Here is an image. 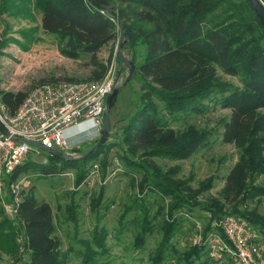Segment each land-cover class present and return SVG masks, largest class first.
<instances>
[{"label":"rangeland","instance_id":"obj_1","mask_svg":"<svg viewBox=\"0 0 264 264\" xmlns=\"http://www.w3.org/2000/svg\"><path fill=\"white\" fill-rule=\"evenodd\" d=\"M19 1H14L19 7L13 11L0 12L1 90L26 92L42 83L100 79L107 74H113L114 88L121 87L112 99L110 128L99 155L83 164L80 160L96 144L102 129L93 139L61 151L75 157L67 160L75 161L76 165L61 170L66 158L56 155L52 159L49 152L43 151L30 156L31 160L43 164L42 170L30 166L22 173L26 177V191L33 187L39 200L50 203L55 234L60 239L61 250L69 253V264H151V256L170 225L172 231L167 234L171 232L174 249L167 248L165 264H185V255L193 252L195 246L202 249L199 259H194L192 264H212L204 246L196 243V237L209 231L217 218L244 212L251 218L264 219V194L253 190V187L264 186V172L247 173L242 189L227 181V175L247 151L255 166L264 164V108L258 111L260 130L243 147L223 142V120L229 117L230 109L214 98L204 100L203 113H180L171 123L178 143L190 134L204 131L208 135V140L189 157L174 158L158 153L159 148L152 151L151 147L131 146L123 140L122 128L134 113L144 93V83L149 80L138 69L144 47L137 44L131 49L125 45L121 41L123 29L115 19L116 36L99 50L95 62L85 52L78 58L68 57L62 51L65 42L43 32L41 13L34 0H27L26 9ZM10 6L11 3L8 8ZM232 8L247 16L251 13L244 0H229L215 9L210 18L224 19L232 13ZM28 29L31 30L26 32L29 36L24 33ZM124 59L134 64L127 82L130 64ZM215 70V80L241 86L238 77L224 73L217 66ZM153 99L159 101L156 97ZM126 155L130 156L127 160ZM49 166L58 168L57 172L44 175L42 171ZM81 169L85 177L77 184ZM213 214L216 217L211 219ZM7 217L0 205V221ZM14 227L16 251L9 254L0 249V264L28 261L23 230L18 224ZM95 228L106 229L107 251L95 261L87 262L70 248L80 249L78 240H90ZM258 229L262 240L257 243H261L264 232Z\"/></svg>","mask_w":264,"mask_h":264},{"label":"trees","instance_id":"obj_2","mask_svg":"<svg viewBox=\"0 0 264 264\" xmlns=\"http://www.w3.org/2000/svg\"><path fill=\"white\" fill-rule=\"evenodd\" d=\"M14 1L18 0H0V12L18 8ZM228 1L34 0V5L41 13L43 32L54 34L65 42L62 51L66 56L78 58L85 52L91 55L93 62L99 50L116 36V19L123 27L121 41L131 49L137 44L144 47L138 69L149 78L144 83V93L134 113L122 128L123 140L131 146L151 147L152 151L159 148L158 153L170 157L187 158L208 140V135L204 131L190 134L178 143L171 123L180 113H203L205 99L214 98L230 109L229 117L223 120V142L243 147L261 127L258 111L264 108V29L248 0L244 2L250 9L249 16L232 8V13L224 19H211L210 14ZM8 3H11L10 8ZM18 3L24 9L28 5L27 0ZM215 66L238 77L241 86L215 80ZM24 97L25 92L20 90H2V101L11 112ZM103 149L104 144L81 158L82 164L99 155ZM48 152L50 158L57 157ZM249 154L247 151L227 175L228 183L238 189L243 188L242 182L250 171L264 172V164L255 166L257 164ZM125 158L127 160L130 156ZM28 160L19 165L9 178L17 177L30 166L42 170L43 164L31 158ZM74 165L75 161L64 159L61 170ZM57 170L49 166L42 172L49 175ZM78 173L77 184L85 177L84 170ZM152 179L158 184L156 178ZM166 189L171 188L166 186ZM253 190L264 194V186L253 187ZM173 191L180 196L176 188ZM239 216L246 218L259 233L258 228L264 232V219L251 218L244 212ZM214 217L213 214L211 219ZM16 223L23 230V245L28 253L26 264H69V253L61 250L60 239L55 234L52 207L49 202L38 199L33 187L24 193L18 215L0 221V249L9 254L17 247ZM165 230L160 246L151 256V264H165L167 250L174 249L171 247V232L167 234L172 231L171 225ZM106 235V229L95 228L90 240H78L80 249L70 250L84 261L93 262L107 251ZM201 249V246H195L193 252H187L185 264L199 259Z\"/></svg>","mask_w":264,"mask_h":264},{"label":"built area","instance_id":"obj_3","mask_svg":"<svg viewBox=\"0 0 264 264\" xmlns=\"http://www.w3.org/2000/svg\"><path fill=\"white\" fill-rule=\"evenodd\" d=\"M114 83L113 74H107L100 79L38 84L25 92L14 112L2 101L0 88V205L6 215H18L27 187L25 176L9 175L32 155L78 146L82 141L73 139L78 132L92 131L83 141L99 135ZM260 240L257 229L239 215L223 216L196 237L212 264H264V240L257 243Z\"/></svg>","mask_w":264,"mask_h":264},{"label":"water","instance_id":"obj_4","mask_svg":"<svg viewBox=\"0 0 264 264\" xmlns=\"http://www.w3.org/2000/svg\"><path fill=\"white\" fill-rule=\"evenodd\" d=\"M248 2L250 3L260 25L262 26V28L264 29V2L262 0H248ZM120 28L123 29L122 25L119 23ZM125 62H128L130 64V68H129V75L127 77V79L125 80V82H127L134 71V64L131 60H127L124 59ZM121 89V87H115L112 89V91L107 95L106 97V102H105V112H104V122H103V127H102V134L99 138V140L96 142V144L85 154H83L81 157H86L87 155L92 154L100 145H102L107 137V134L109 132V128H110V121H109V112H110V108H111V103H112V99L113 97L118 93V91ZM0 129L3 130V126L0 124ZM89 133L88 137L90 135H92L91 130H87V131H81L78 132L75 136L77 137V141L83 140L85 139L87 136H81L82 134H87ZM87 137V138H88ZM51 153L55 154V155H59L62 156L63 158L66 159H74L75 157L70 156L67 153L61 152L59 150H52ZM76 159V158H75Z\"/></svg>","mask_w":264,"mask_h":264},{"label":"crops","instance_id":"obj_5","mask_svg":"<svg viewBox=\"0 0 264 264\" xmlns=\"http://www.w3.org/2000/svg\"><path fill=\"white\" fill-rule=\"evenodd\" d=\"M72 132H73V130L69 132V135H71ZM91 132H92V131H91ZM75 133H77V129L74 131V134H75ZM87 136H88V135H87ZM73 139H74L75 141H77V140H76V139H77L76 136H74ZM83 140H84V139H83ZM83 140H81V141H83Z\"/></svg>","mask_w":264,"mask_h":264}]
</instances>
